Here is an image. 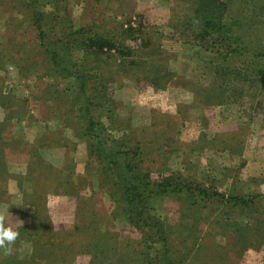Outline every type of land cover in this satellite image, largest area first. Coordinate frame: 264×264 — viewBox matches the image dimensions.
I'll return each mask as SVG.
<instances>
[{"label": "rangeland", "instance_id": "374dc122", "mask_svg": "<svg viewBox=\"0 0 264 264\" xmlns=\"http://www.w3.org/2000/svg\"><path fill=\"white\" fill-rule=\"evenodd\" d=\"M177 1L52 0L41 40L30 0H0V215L19 232L0 264H264L260 70L183 35L198 5ZM221 3L263 37L264 0ZM115 166L189 190L147 196L141 229Z\"/></svg>", "mask_w": 264, "mask_h": 264}, {"label": "trees", "instance_id": "16d2710c", "mask_svg": "<svg viewBox=\"0 0 264 264\" xmlns=\"http://www.w3.org/2000/svg\"><path fill=\"white\" fill-rule=\"evenodd\" d=\"M30 6L32 8V22L35 25L37 34L41 38V40H44L45 32L42 29V23L49 18L50 21L54 19L53 14L49 15L47 12H44L43 6H47L49 3H54L52 0L46 1L45 4L43 0H30ZM176 4L174 3L175 8H178L180 4L177 0H175ZM224 5L221 3V0H197V5L193 6L191 9V14L196 15L195 20L199 21V26H196L192 29V25L195 24L194 22L189 23V25H184L182 33L185 35L187 31L192 33V39L198 41V46L205 47V42H208V40H212L210 43H213V45H221L224 43H232L234 45H238L237 48L233 49L231 52V59H235L239 57L240 63H251L253 65H257L258 69L260 70V82L262 84L261 89L263 88L264 91V21H263V37L260 36H254L249 40L247 34L249 33V29L256 30L255 23L251 21V19H234L229 18L225 16V10L223 8H220V11L218 8L216 10H213L211 7L213 5ZM225 7V5H224ZM264 9V7H263ZM203 13V15L201 14ZM201 15V16H200ZM224 15V16H223ZM199 19H198V17ZM136 17V16H135ZM226 18V19H225ZM63 24V23H62ZM66 26L65 24H63ZM262 25V24H261ZM50 28L52 25L49 26ZM72 28V27H70ZM131 28V27H129ZM181 28V26H180ZM63 29V30H61ZM59 29L60 33H63V31H67L63 28V26ZM262 29L260 27L259 31ZM77 35H82L80 37V45H85V40H90L92 38H88L87 36L84 37L82 34L85 32V28L82 27L78 30V32L74 31ZM72 35V34H71ZM73 36V35H72ZM97 38V36H96ZM61 40V38H58ZM190 43V42H189ZM194 44V43H193ZM60 48H64L69 51L70 48L67 49L66 46L60 45ZM51 46H46L48 50L47 53L50 56V61L53 65H60L59 64V54L56 49L50 48ZM206 48V47H205ZM61 50V49H60ZM146 77H150L153 75H159L162 73L161 69H155L150 68L148 70H143ZM163 77V76H162ZM85 81H82L79 83V85L83 84V87L85 85ZM159 85V84H158ZM157 86L156 88H158ZM89 113V112H88ZM91 118V117H89ZM94 122L89 119V125L87 127V130H90L89 132V138L93 141H98L99 138L96 136L95 132L93 131L95 128H93ZM122 168L115 166L114 170H117V176H123L122 181L120 182V187L122 189V196L125 201V206L127 208L126 213L129 216V221L132 224H135L138 226V228H143L144 225L147 223L145 222L146 215V197L151 196L153 194L161 193V195L167 196L168 194H175L177 198L181 197V194L183 192H187L189 189L187 188L185 191V185L184 184H178L170 185L168 182H164L162 184L154 183L150 181V178L144 173L142 169H136L132 166H128V169H126L129 172L128 180H126V176L122 173ZM131 180H134V182H131ZM167 194V195H166ZM213 195H216V199H223V194L220 192H216ZM218 200V201H221ZM158 222L157 220H155ZM149 222V221H148ZM156 222H150V227L154 226L156 231L160 230V227L157 229ZM152 225V226H151ZM162 226V225H161ZM157 234V232H155ZM164 256L163 261L168 259V249L166 245L164 246ZM142 254H146L144 252H141ZM171 258V257H169ZM142 262L145 264H153L154 259L151 256H144L142 257Z\"/></svg>", "mask_w": 264, "mask_h": 264}, {"label": "clouds", "instance_id": "9594fccd", "mask_svg": "<svg viewBox=\"0 0 264 264\" xmlns=\"http://www.w3.org/2000/svg\"><path fill=\"white\" fill-rule=\"evenodd\" d=\"M19 232L10 226H5V217L0 215V249L10 250L12 245L18 238Z\"/></svg>", "mask_w": 264, "mask_h": 264}]
</instances>
